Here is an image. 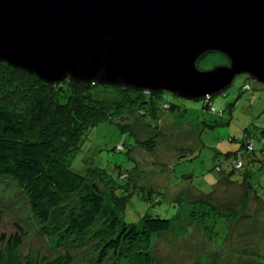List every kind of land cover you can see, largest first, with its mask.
Returning <instances> with one entry per match:
<instances>
[{"label": "rangeland", "instance_id": "obj_1", "mask_svg": "<svg viewBox=\"0 0 264 264\" xmlns=\"http://www.w3.org/2000/svg\"><path fill=\"white\" fill-rule=\"evenodd\" d=\"M227 63L223 55L209 53L197 67L208 71ZM90 94L110 106L124 107L85 132L67 157L70 168L82 174L102 171L89 182L108 201L113 195L124 198L120 217L126 223L140 225L145 215L170 221L169 231L151 238L154 264H264L261 163L247 165L258 197L240 181L239 172L227 177L214 170L221 155L241 146L245 130L254 139L264 130V85L246 75L236 77L229 88L211 97L214 114L203 109V100L155 94L156 118H137L127 107L126 99L137 96L134 92L99 86ZM163 104L174 108L163 109ZM145 141L149 148L139 146ZM119 144L124 146L121 152L115 150ZM120 174L127 177L121 179ZM2 236L5 241L20 238L21 264H50L65 253L74 257L72 264L94 257L89 237L77 243L42 236L25 194L13 180L0 177Z\"/></svg>", "mask_w": 264, "mask_h": 264}, {"label": "water", "instance_id": "obj_2", "mask_svg": "<svg viewBox=\"0 0 264 264\" xmlns=\"http://www.w3.org/2000/svg\"><path fill=\"white\" fill-rule=\"evenodd\" d=\"M209 53L228 63L202 71ZM0 62L53 85L199 101L264 85V0H0Z\"/></svg>", "mask_w": 264, "mask_h": 264}, {"label": "trees", "instance_id": "obj_3", "mask_svg": "<svg viewBox=\"0 0 264 264\" xmlns=\"http://www.w3.org/2000/svg\"><path fill=\"white\" fill-rule=\"evenodd\" d=\"M99 86L75 84L68 79L48 85L0 62V177L13 180L25 194L42 236L77 243L91 238L94 257L83 264H154L151 238L169 231L170 221L145 215L140 225L126 223L120 217L124 198L112 193L113 200L108 201L89 182L90 177L96 180L95 175L102 171L91 169L82 174L69 165L67 157L85 132L124 107L121 104L113 107L92 98L90 90ZM118 89L137 94L134 100L126 99L127 107L137 118L158 116L155 94ZM203 103L204 110L215 113L211 97ZM164 108L174 106L163 104ZM260 133L254 139L245 130L241 146L221 155L219 165L214 168L218 173L226 172L227 177L239 172L240 181L257 197L259 189L249 182L253 173L247 165L261 163L264 175V130ZM138 144L150 147L146 141ZM123 149V144L115 147L117 152ZM226 164L228 170H222ZM120 175L121 179L127 177ZM4 241L0 237V264H21L20 238L13 236ZM73 260L72 255L65 253L50 264H72Z\"/></svg>", "mask_w": 264, "mask_h": 264}]
</instances>
